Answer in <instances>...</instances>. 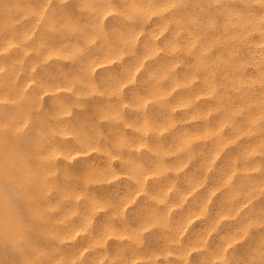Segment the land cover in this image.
Returning a JSON list of instances; mask_svg holds the SVG:
<instances>
[{
    "label": "rangeland",
    "instance_id": "obj_1",
    "mask_svg": "<svg viewBox=\"0 0 264 264\" xmlns=\"http://www.w3.org/2000/svg\"><path fill=\"white\" fill-rule=\"evenodd\" d=\"M246 3L0 0V264H264Z\"/></svg>",
    "mask_w": 264,
    "mask_h": 264
},
{
    "label": "bare ground",
    "instance_id": "obj_2",
    "mask_svg": "<svg viewBox=\"0 0 264 264\" xmlns=\"http://www.w3.org/2000/svg\"><path fill=\"white\" fill-rule=\"evenodd\" d=\"M243 7H245V8L242 10L240 9L239 16H238V22H237L238 23V38L240 40L239 42H241L243 47L244 46L247 47L248 52H250V54H251L250 55L251 56L250 61L252 60V62H254V64H258L261 61L262 63L261 62L260 63L264 67V0H247V3ZM239 8H241V7H239ZM6 9H7V7H6ZM3 12H4V9H3ZM10 14H11V12H10ZM8 20H9V18H8ZM2 23H3V21H2ZM2 31H4V30H2ZM11 43H12V40H10L8 42V44H11ZM11 49L12 48H10V50ZM8 52L10 53V51H8ZM257 53H258V56H256ZM256 57H258L260 61L257 60ZM8 59H9V56H8ZM258 65H260V64H258ZM0 68H1V65H0ZM255 69L257 70L256 67H255ZM258 72H259V70H258ZM9 82H12V76L10 77ZM8 97L9 96L7 95V93L0 89V99L1 98H8ZM10 97H11V95H10ZM183 101H185V100H183ZM4 105H5V102H4ZM1 129H2L1 130L2 133L12 135V120L10 121V123L7 126H4ZM9 135H6V137ZM3 142L4 141H2V139L0 138V152L2 153L0 155V175L5 178V181H7L10 185H12V148L7 147V145H4ZM1 184H3V183H1ZM4 187H5L4 188L5 190L7 189L6 191L11 190V189L8 190L9 188H7V186H4ZM8 199H10V198H8ZM0 231L2 232V234L5 235L6 240L12 243V210L10 209L7 197L4 196L1 192H0Z\"/></svg>",
    "mask_w": 264,
    "mask_h": 264
}]
</instances>
